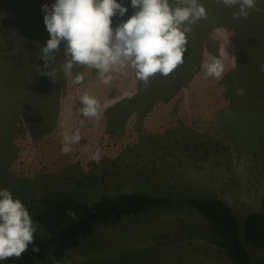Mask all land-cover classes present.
<instances>
[{
    "label": "rangeland",
    "instance_id": "374dc122",
    "mask_svg": "<svg viewBox=\"0 0 264 264\" xmlns=\"http://www.w3.org/2000/svg\"><path fill=\"white\" fill-rule=\"evenodd\" d=\"M55 2L0 0V8L25 16L12 22L16 12L0 13V190H10L31 217L59 196L91 201L137 191L174 202L100 224L79 248L39 263L231 264L187 202L197 196L233 208L253 263L264 264V249L244 234L247 215L263 210L264 0L246 19L234 18L238 4L199 0L207 17L186 34L184 63L147 84L129 67L112 73L107 85L88 67L74 66L65 76L66 41L47 68L38 59L50 39L42 8ZM118 2L128 12L113 17V28L136 11L131 0ZM214 58L225 65L220 79L202 69ZM77 74L82 84L73 82ZM84 93L103 105L98 119L78 111ZM77 129L81 140L64 154L63 134Z\"/></svg>",
    "mask_w": 264,
    "mask_h": 264
},
{
    "label": "clouds",
    "instance_id": "9594fccd",
    "mask_svg": "<svg viewBox=\"0 0 264 264\" xmlns=\"http://www.w3.org/2000/svg\"><path fill=\"white\" fill-rule=\"evenodd\" d=\"M225 6L239 5L234 18H247L249 10L259 11L256 0H221ZM136 11L126 21L113 28V17H123L128 12L118 0H56L49 7L44 5V23L50 39L41 49L38 59L46 61L45 68L56 61L60 45L66 41L63 64L65 76L74 66L95 69L101 82L110 84L112 73H121L129 67L135 69L136 78L147 84L157 73L167 77L184 63L187 51V33L200 19L207 17L199 0H131ZM206 76L220 79L225 71L221 58L202 63ZM264 70V68H262ZM54 78L51 72L45 73ZM77 74L73 82L83 83ZM238 94L243 95L240 89ZM82 107L78 110L88 119H98L103 105L94 96H79ZM83 123V122H82ZM67 128V123L62 124ZM80 130L65 132L62 136L64 154L72 151L71 145L81 140ZM34 224L23 202L15 199L8 189L0 190V261L11 257L19 259L34 244ZM39 251V249H35Z\"/></svg>",
    "mask_w": 264,
    "mask_h": 264
},
{
    "label": "trees",
    "instance_id": "16d2710c",
    "mask_svg": "<svg viewBox=\"0 0 264 264\" xmlns=\"http://www.w3.org/2000/svg\"><path fill=\"white\" fill-rule=\"evenodd\" d=\"M172 202L168 196L137 191L102 194L91 201L73 196L56 197L31 217L38 225L35 243L19 259L11 257L5 264H40L48 255L61 258L79 248L98 225L116 224L124 215L140 214ZM187 202L207 221L215 233L216 244L231 264H254L241 238L240 222L229 204L219 198L197 196L188 198ZM262 207L263 210L250 212L244 222L246 241L258 249H264V198Z\"/></svg>",
    "mask_w": 264,
    "mask_h": 264
},
{
    "label": "crops",
    "instance_id": "0c3cea01",
    "mask_svg": "<svg viewBox=\"0 0 264 264\" xmlns=\"http://www.w3.org/2000/svg\"><path fill=\"white\" fill-rule=\"evenodd\" d=\"M6 7H7V6H3V7H1V8H0V13H5V14H7V15L9 16V14L12 13V10H13L14 12H16V13H15V16L12 17V19L14 20V21H12V22H17L18 17H17L16 15H17L18 13L21 14V15H22L21 18H23V19L25 20V16H24L22 13H20L16 8H8V9H6ZM12 22H11V23H12ZM16 28H17V24H16ZM32 29H33V28H32ZM33 30H34V29H33Z\"/></svg>",
    "mask_w": 264,
    "mask_h": 264
}]
</instances>
